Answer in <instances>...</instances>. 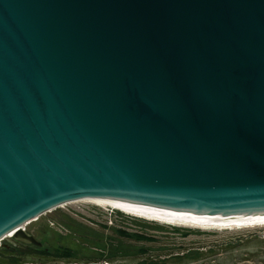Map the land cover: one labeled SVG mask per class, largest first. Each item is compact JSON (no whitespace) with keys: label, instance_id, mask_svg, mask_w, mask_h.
Masks as SVG:
<instances>
[{"label":"water","instance_id":"obj_1","mask_svg":"<svg viewBox=\"0 0 264 264\" xmlns=\"http://www.w3.org/2000/svg\"><path fill=\"white\" fill-rule=\"evenodd\" d=\"M94 199L264 217V0H0V246Z\"/></svg>","mask_w":264,"mask_h":264},{"label":"rangeland","instance_id":"obj_2","mask_svg":"<svg viewBox=\"0 0 264 264\" xmlns=\"http://www.w3.org/2000/svg\"><path fill=\"white\" fill-rule=\"evenodd\" d=\"M143 222L167 228L166 232L142 228ZM122 229L127 232L146 233L162 238L163 243L181 245L183 247L199 246L211 242H221L228 237L242 233H262L264 226H250L227 229H199L188 226L162 224L148 221L121 213L119 211L100 208L86 202H74L64 205L56 210L46 213L25 226L28 234L41 243L39 248L49 254L70 252L72 260L49 261L45 264H104L106 259L117 260L108 264H137L141 258L133 257L135 247L133 243L119 239L112 229ZM169 227H176L191 232L187 237H180L172 233ZM181 232V233H182ZM16 240L5 238L1 244L16 245ZM149 246V245H147ZM135 248V249H133ZM131 257H127L130 256Z\"/></svg>","mask_w":264,"mask_h":264},{"label":"trees","instance_id":"obj_3","mask_svg":"<svg viewBox=\"0 0 264 264\" xmlns=\"http://www.w3.org/2000/svg\"><path fill=\"white\" fill-rule=\"evenodd\" d=\"M142 228L152 229L157 233L166 232L167 228L143 222ZM112 229L122 240L133 243V257L141 258L137 264H264V234L252 232L228 237L221 242H211L205 245L183 247L181 245L163 243L162 238L139 232H127L122 229ZM175 235L187 237L188 231L169 227ZM182 232V233H181ZM149 245V246H147ZM128 258L131 257L127 256ZM70 252L49 254L34 246L21 243L0 246V264H45L49 261L72 260ZM117 260L106 259L104 263ZM86 264L91 262L85 260Z\"/></svg>","mask_w":264,"mask_h":264},{"label":"bare ground","instance_id":"obj_4","mask_svg":"<svg viewBox=\"0 0 264 264\" xmlns=\"http://www.w3.org/2000/svg\"><path fill=\"white\" fill-rule=\"evenodd\" d=\"M81 202L90 203L100 208H107L110 210L119 211L127 215H131L148 221L159 222L167 225L172 224L179 226L194 227L199 229H227V228H243L250 226H264V217L215 220V219L180 216V215L153 210L141 206H133L129 204L112 202L108 200L94 199V200H84Z\"/></svg>","mask_w":264,"mask_h":264},{"label":"built area","instance_id":"obj_5","mask_svg":"<svg viewBox=\"0 0 264 264\" xmlns=\"http://www.w3.org/2000/svg\"><path fill=\"white\" fill-rule=\"evenodd\" d=\"M104 264H106V263H104Z\"/></svg>","mask_w":264,"mask_h":264}]
</instances>
